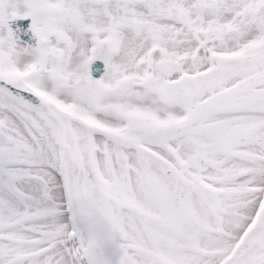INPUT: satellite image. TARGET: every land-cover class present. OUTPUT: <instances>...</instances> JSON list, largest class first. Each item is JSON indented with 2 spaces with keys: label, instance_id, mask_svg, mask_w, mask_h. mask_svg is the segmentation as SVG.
<instances>
[{
  "label": "snow or ice",
  "instance_id": "obj_1",
  "mask_svg": "<svg viewBox=\"0 0 264 264\" xmlns=\"http://www.w3.org/2000/svg\"><path fill=\"white\" fill-rule=\"evenodd\" d=\"M0 264H264V0H0Z\"/></svg>",
  "mask_w": 264,
  "mask_h": 264
},
{
  "label": "water",
  "instance_id": "obj_2",
  "mask_svg": "<svg viewBox=\"0 0 264 264\" xmlns=\"http://www.w3.org/2000/svg\"><path fill=\"white\" fill-rule=\"evenodd\" d=\"M16 24H23L25 27H27V25L30 24V19H28V20H23V21H15V22H12V26H13L14 28H15ZM29 36H30V33H29ZM21 38H22V39H25V40L28 39L27 36H23V35H22ZM31 42L34 43V40L31 41ZM101 64H102V61L97 60V61H95V62L93 63L92 67H93V69H94V68L96 67V65H101ZM92 75H93L94 77H99L100 73L93 71V72H92Z\"/></svg>",
  "mask_w": 264,
  "mask_h": 264
}]
</instances>
